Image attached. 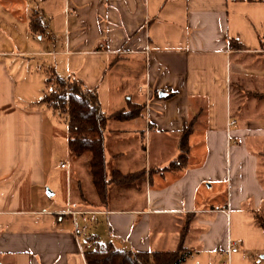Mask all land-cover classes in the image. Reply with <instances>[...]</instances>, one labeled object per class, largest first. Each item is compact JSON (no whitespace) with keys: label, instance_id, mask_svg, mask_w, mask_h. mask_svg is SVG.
Instances as JSON below:
<instances>
[{"label":"crops","instance_id":"obj_1","mask_svg":"<svg viewBox=\"0 0 264 264\" xmlns=\"http://www.w3.org/2000/svg\"><path fill=\"white\" fill-rule=\"evenodd\" d=\"M33 14L42 36L30 30ZM50 75L96 91L106 115L142 107L107 124V174L142 176L109 186L104 207L86 182L87 159L70 158L67 126L41 103ZM190 123L186 168L152 172L179 156ZM256 213L264 0H0V264H86L93 236L125 251L182 245V264H264Z\"/></svg>","mask_w":264,"mask_h":264},{"label":"trees","instance_id":"obj_2","mask_svg":"<svg viewBox=\"0 0 264 264\" xmlns=\"http://www.w3.org/2000/svg\"><path fill=\"white\" fill-rule=\"evenodd\" d=\"M29 25L32 33L43 35L44 27L38 15H32ZM44 84L41 103L56 112L59 117H65L69 156L73 160L87 157V173L99 203L104 207L108 201L109 186H125L142 176L141 172L121 174L112 171L110 175L107 174L104 154V132L107 124L110 120L128 121L137 118L142 112V107L129 104L128 110L106 115L100 108L96 91L86 89L79 80L50 75ZM192 127L193 123H190L179 135V156L167 167L152 172H179L186 168L190 150L188 138ZM255 217L257 225L264 231V213H256ZM187 228L188 224L180 233L182 240ZM83 246L86 264H182L189 255L182 245L175 252L166 253L120 250L111 243L101 244L96 236L87 238Z\"/></svg>","mask_w":264,"mask_h":264},{"label":"rangeland","instance_id":"obj_3","mask_svg":"<svg viewBox=\"0 0 264 264\" xmlns=\"http://www.w3.org/2000/svg\"><path fill=\"white\" fill-rule=\"evenodd\" d=\"M140 72H141V70H140ZM137 76H139V70L137 71ZM55 88V87H54ZM59 120H60V124H61V126L63 127V126H66V121H65V117H60V118H58ZM64 128V127H63ZM131 142H129L127 145H129ZM113 149H117V148H112L111 150H113ZM83 159L84 160H86L87 159V157H83ZM131 160V159H130ZM78 166L80 165V162H79V164H77ZM108 170H111V165H108ZM75 171V170H74ZM109 172V171H108ZM76 177V179H77V173H76V176H74V178ZM87 181H89V177L87 176V180H86V182ZM84 183V182H83ZM85 187H86V190H87V197L88 198H92L93 197V195H94V192H93V189H92V187H91V189L92 190H89L90 189V184L88 183V184H86L85 185ZM75 188L77 189V187H74L73 186V189H74V191H75ZM48 190V189H47ZM46 190V191H47ZM46 194H47V192H45ZM215 201H218V198H216V200Z\"/></svg>","mask_w":264,"mask_h":264},{"label":"built area","instance_id":"obj_4","mask_svg":"<svg viewBox=\"0 0 264 264\" xmlns=\"http://www.w3.org/2000/svg\"><path fill=\"white\" fill-rule=\"evenodd\" d=\"M235 122L234 121H230L229 122V126H234ZM60 168L62 169H68L67 166H65L64 164H61ZM84 234V229H78V228H75L74 230V236L76 238H80L82 235ZM230 248H231V252L232 253H235L236 252V247H235V244L233 243H230Z\"/></svg>","mask_w":264,"mask_h":264},{"label":"water","instance_id":"obj_5","mask_svg":"<svg viewBox=\"0 0 264 264\" xmlns=\"http://www.w3.org/2000/svg\"><path fill=\"white\" fill-rule=\"evenodd\" d=\"M164 96H165V94H162V93H161V94H159V97H164ZM47 193H48V191H47ZM261 259H263V260H264V256H262V257H261Z\"/></svg>","mask_w":264,"mask_h":264}]
</instances>
